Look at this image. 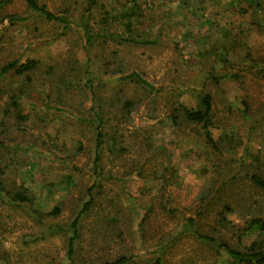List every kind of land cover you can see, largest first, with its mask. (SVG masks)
<instances>
[{
  "label": "rangeland",
  "instance_id": "374dc122",
  "mask_svg": "<svg viewBox=\"0 0 264 264\" xmlns=\"http://www.w3.org/2000/svg\"><path fill=\"white\" fill-rule=\"evenodd\" d=\"M37 1L68 26L26 0H0V66L37 60L28 74L0 75L1 178L31 197H0V264L122 254L124 264H248L217 242L249 251L264 241L249 225L264 219V190L248 176H264V0ZM131 70L155 89L121 78ZM204 92L214 145L180 114L202 107ZM97 107L105 122L94 169ZM92 183L69 252V222Z\"/></svg>",
  "mask_w": 264,
  "mask_h": 264
},
{
  "label": "trees",
  "instance_id": "16d2710c",
  "mask_svg": "<svg viewBox=\"0 0 264 264\" xmlns=\"http://www.w3.org/2000/svg\"><path fill=\"white\" fill-rule=\"evenodd\" d=\"M131 2H135L137 0H129ZM28 7L32 11H36L39 14H42L46 18L49 19H59L62 22H64V26H68V19L65 16H62L60 14H57L56 12L48 9L44 4L38 3L37 0H26ZM95 2V0H90V3ZM26 16H19V15H9L8 20L10 22H14L15 20H23ZM85 35L87 38L90 39V37L93 35L90 31V28L85 25ZM120 40L125 41H131V42H139V43H156L158 42L157 37L152 38H137L134 36H123V35H117ZM37 63V60L34 58H27L24 61H19L18 59L9 60L5 63H3L0 66V75L8 72L9 70H13L17 74H22L24 72H28L31 70ZM28 74V73H27ZM121 78H131L135 82L139 83L145 88L148 89H155V85H153L148 79H146L139 71L137 70H131L123 75H121ZM124 104L129 105L130 100L126 99L124 101ZM201 106L199 108H189L184 105H180L181 108V115L184 117V119L195 122L201 125L204 132V137L206 142L210 143L211 145H214L213 137L211 134L210 126L212 123V103H211V95L209 92H204V94L201 97ZM179 107H174V111H179ZM18 116H21L20 113H17ZM95 120H97L96 124V138H95V155L93 160V167L94 169L97 168V161L99 160V147L101 144V138H102V132H103V124L105 122L103 117V110L97 107L95 109ZM171 120L173 122L177 121V115L175 113L171 114ZM3 173V169L0 167V197L6 196L8 200L19 204V203H25L28 201H31V197L26 192V187L24 185H19L14 187L13 189H10L5 186L3 179L1 178V174ZM249 179L257 186L262 188L264 190V176L258 174V173H250ZM96 183H92L88 187V198L85 199L83 202L81 208L79 209L78 213L72 218V220L69 222V227L71 229V236L69 239V252L72 251V244L73 240L77 238L78 236V220L79 216L82 212L87 210L91 204L94 201L93 196L91 195V190L94 186H96ZM58 207H55L54 210H56ZM227 209H230L229 205H226ZM225 219V216H223ZM190 222H192L191 218H188ZM249 225H257L260 229L264 230V219L260 217H253L249 220ZM197 234L210 241H216L214 237L207 235L205 233L197 232ZM217 245L219 247H222L231 257L237 259V260H243L246 261L248 264H264V241H253L249 247V251H242L241 249H238L232 245H230L226 241H220L217 242ZM129 256L126 255H119L113 259L105 260L101 264H124L128 261ZM155 264H163L162 261L157 258L155 261ZM209 264V263H205Z\"/></svg>",
  "mask_w": 264,
  "mask_h": 264
}]
</instances>
